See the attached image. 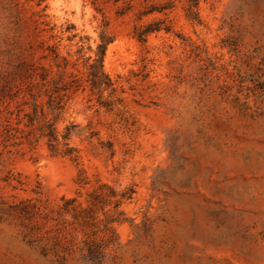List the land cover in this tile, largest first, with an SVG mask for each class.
<instances>
[{
  "label": "rangeland",
  "instance_id": "obj_1",
  "mask_svg": "<svg viewBox=\"0 0 264 264\" xmlns=\"http://www.w3.org/2000/svg\"><path fill=\"white\" fill-rule=\"evenodd\" d=\"M39 1L0 0V264H264V0Z\"/></svg>",
  "mask_w": 264,
  "mask_h": 264
},
{
  "label": "trees",
  "instance_id": "obj_2",
  "mask_svg": "<svg viewBox=\"0 0 264 264\" xmlns=\"http://www.w3.org/2000/svg\"><path fill=\"white\" fill-rule=\"evenodd\" d=\"M17 1L18 0H14ZM41 0L38 3V6L41 5ZM189 10L191 14H196L195 9L198 6L199 0H189ZM44 9L39 10L33 14L34 19V29L36 33L41 34L43 32L48 31L52 28H47L45 26H48V23L43 20V17L46 15L43 13ZM44 25V27L42 26ZM153 29H147L144 32H140L138 35V38L140 40H145L144 36L145 33L151 32ZM76 35H73L75 37ZM112 41V38L105 35L104 33L101 34V42L98 45L97 52H96V58H94V61L90 64V75L92 76L91 80L93 83V86H99L102 82H104L107 86H111L109 77L105 74L103 69V61L104 56L106 52L107 45ZM39 47L43 50L50 51L54 54H57V48L54 45L47 44V41L40 40ZM31 49H33V45L30 46ZM46 56V55H45ZM14 78L17 80V93L23 92L27 94L31 98V103L35 107V110L38 108V94L39 91H35L34 89L39 87L41 90H45L46 92L50 93V97H53V89L51 90V87L54 85V80L48 79V70L41 64L28 59H23L18 63V65L15 68L14 71ZM41 92V91H40ZM53 101V99H51ZM57 109V107L54 108V110ZM38 119V118H37ZM56 121L57 117L54 116L52 119H46V117H43L39 119V122L41 124L40 131L42 133V136L48 138V145L51 149V151L54 154H58L61 150L59 148L60 142L58 140L57 136V128H56ZM71 136V128L66 129V133L63 135L64 142L62 145L64 146V155L70 156L73 160H76L78 158V155H75V149L73 147L69 146L68 140ZM71 201H74V199L66 200V203H69ZM102 245L100 244H90L89 245V257L91 260H94L97 258V256L101 252Z\"/></svg>",
  "mask_w": 264,
  "mask_h": 264
}]
</instances>
